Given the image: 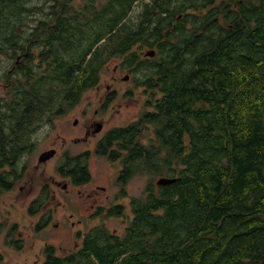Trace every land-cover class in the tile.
<instances>
[{
  "label": "trees",
  "instance_id": "obj_1",
  "mask_svg": "<svg viewBox=\"0 0 264 264\" xmlns=\"http://www.w3.org/2000/svg\"><path fill=\"white\" fill-rule=\"evenodd\" d=\"M136 2L98 0L94 11L88 8L96 17V43L110 36L87 63L86 54L81 55L78 72L67 66L68 61L65 67L46 72L37 83H30L32 74L23 72L17 87V129L34 125L59 97L83 95L94 87L110 61L136 64L140 56L130 53L135 44L153 45L165 39L160 47L164 56L152 73L158 76L162 92L154 111L126 128L108 132L98 151L121 161L124 176L181 180L162 187L148 185L144 200H134L133 218L122 236L96 228L85 246L70 254H57L49 245L40 264H261L264 8L245 16L239 36L203 39L191 47L186 15L177 20L185 13L184 0L173 7L164 1L147 3L133 21L130 16ZM5 3L0 0V9L10 7ZM2 10L0 33L11 29ZM13 47L0 43L6 53L14 54ZM150 129L154 134L143 144ZM16 149L20 158L24 154L21 141ZM3 152L2 148L0 169ZM13 235L12 231L8 244L20 249L22 241H12Z\"/></svg>",
  "mask_w": 264,
  "mask_h": 264
},
{
  "label": "flooded vegetation",
  "instance_id": "obj_2",
  "mask_svg": "<svg viewBox=\"0 0 264 264\" xmlns=\"http://www.w3.org/2000/svg\"><path fill=\"white\" fill-rule=\"evenodd\" d=\"M3 1L8 2L10 7L0 10L7 14L6 20L10 22V28L15 32L11 29L10 31L1 32L0 37L4 40H0V43L6 48L14 46L13 48L16 51L14 52L15 57L10 58L9 64L2 65L0 63V69L2 68L5 71L1 75L0 85L10 94L8 97L11 98L9 108L8 106L0 107V153L1 149H4L2 156L3 167L0 169V198L11 195L20 188L19 190L28 194V197H35L30 206V212L40 215L39 211L41 209L44 213L48 212L51 206L50 201L56 198V191L54 190L50 193V188L47 184L39 189L33 178L27 179L28 167H31V164L23 163L24 155L18 158L16 153L17 144L19 141L22 142L24 153L30 151L35 145L33 137L38 134L40 126L44 123H51L54 118L63 116L71 109L78 107L82 95L77 92L74 95L59 97L49 107L45 118L37 125L35 124L37 127H33L31 123L29 127L19 132L17 129L19 126L17 121L18 80L23 77V72H30L33 77L30 83H37L46 75V72L65 67L67 61V66L78 72L81 67V55L86 54L85 63H87L96 49L106 42L110 34L103 36L101 41L96 43V17L92 13H88L87 10L88 8H93L92 10L94 11L98 0H82V2L81 0H42L43 3L41 5L34 4L35 0ZM157 1L167 2L172 7L178 2V0H137L136 5L143 2L155 4ZM184 2L186 4L185 13L179 14L177 20L181 21L184 14L186 15L185 27L191 47H194L197 41H203V39L220 40L226 36L228 38L232 35L239 36L241 24L246 21L245 16L251 12H258L259 7L261 9L264 8V0H184ZM18 3L21 7L20 10H18ZM19 11L21 13L20 16L17 15ZM83 13L84 15H82ZM251 21L256 23L255 19ZM28 25V33L25 34L24 29ZM175 27H180L179 23ZM173 28L172 26L171 30ZM106 32L107 27L101 30L103 35ZM88 34H90V37H88ZM164 42L165 39L155 41L153 45L146 42L145 44L137 43L130 51V53L136 54L143 53V57L133 65L134 67L141 69L145 64H151V68L154 67V70L150 67L148 68V79H145V84H143L145 87L148 86L147 92L153 89L154 94H157V91L159 92L160 82L153 78L154 75L152 73L159 63L160 47ZM23 45H25V50L22 49ZM150 50L155 51L154 56L146 55ZM4 53L6 51L3 48L0 49V61ZM190 55L193 57V53H190ZM113 72L117 75L116 77L114 76V80L118 78L119 74L125 72V76H129V79L123 80V82L130 83L133 71L131 72V70L117 65L114 67ZM100 82L101 79L92 88L100 89ZM112 88H114L113 85L106 86V93L99 101V109L95 111L96 118L101 116L100 121L95 119L85 124L78 137H62L58 134L54 139V146L42 150L37 157L38 164L34 165L35 168L40 169L41 165L47 166L58 159L57 173L50 177V182L53 186L60 187L61 191L65 192L64 199L67 197V202H60V206L66 208L63 215L66 216L67 220L73 217L74 214L80 213V211H84L85 214L90 212L88 215L90 217L99 216L103 213L115 214L114 216H122L125 213L133 215L134 200H144L145 198L144 190L140 196L130 195L127 187L132 179L138 175L124 176L122 169L117 172L114 179V183L116 182L117 187L120 188L115 198L104 197V194L108 191L107 187L90 186L94 178L89 170L91 161L96 164L99 161L98 159L104 158L112 162V164L121 162L111 160L110 154L101 155L98 151L99 142L113 129L126 128L133 124L132 122L126 127H115L105 132L103 137L98 139L94 150H81L79 148L82 144H87V142H90L104 131L106 123L103 116L113 108L112 104L117 98L116 92ZM157 100L155 95V98L149 99L148 102L151 103ZM128 107V104H119L118 113L121 114ZM115 109L116 107L113 108V111ZM50 110L51 112H48ZM8 113H10L9 116ZM8 120L10 125L7 123ZM139 120L140 118L136 122ZM78 122L77 119L74 123L77 124ZM99 126L101 129L98 131ZM50 151H54V154L41 162V156ZM124 154L126 153L124 152ZM21 182H24V185ZM75 191L78 194V201H83L77 208L69 207L70 196L74 195ZM37 194L39 195L37 196ZM126 199H129L128 204L123 203ZM58 209L60 207L55 210ZM82 222V220H79L80 224ZM65 224L68 225V221ZM75 226L76 223L74 222L70 224V227ZM95 229L86 233L78 231L74 236V248L70 250V253L83 248L89 235Z\"/></svg>",
  "mask_w": 264,
  "mask_h": 264
},
{
  "label": "rangeland",
  "instance_id": "obj_3",
  "mask_svg": "<svg viewBox=\"0 0 264 264\" xmlns=\"http://www.w3.org/2000/svg\"><path fill=\"white\" fill-rule=\"evenodd\" d=\"M33 3L41 5L43 2L42 0H35ZM145 3L149 2H143L136 5L134 12L130 16L131 20H137L143 11ZM177 23L178 22H175L174 24L176 25ZM28 27L29 25L26 27L27 29H24L25 34L28 33ZM138 55L140 58L143 57V53H139ZM161 56H164V54H160L158 59ZM14 57V54L4 53L0 63L2 65H7L10 63V58ZM124 62L125 61L122 59L110 61L102 71L100 89H88L82 95L78 107L71 109L63 116L54 118L51 123H44L40 126L38 134L34 135L33 143L35 145L30 151L23 154L24 157L22 160L23 163L27 162L31 164V167H28L26 175L27 179L33 178L39 189L47 184L50 188V193L54 190L56 191V198L50 201L51 206L48 209V212L44 213L41 209L39 211L40 215L32 214L30 212V206L35 197H28V194L19 190L20 188L15 193L0 198V254L3 256V260L2 258L0 259V264H40L46 258L45 250L49 245L56 248L57 254L67 255L70 253V250L74 248V236L78 231L86 233L94 228H103L109 233L120 236L126 231L133 218V215L130 213H125L122 216L103 213L99 216L90 217L88 216L90 212L85 214L84 211H80V213L74 214L73 217L67 220L66 216L63 215L66 208L60 206V202H67V197L64 199L65 192L61 191L60 187L53 186L50 182V177L57 173L58 159L54 160L47 166L41 165L40 169L34 167L35 164H38V154L45 148L53 147L54 139L58 134L62 137H78L80 136L79 132L85 124L92 122L95 119L100 121L101 116L96 118L95 111L99 109V101L106 93L105 88L107 85L114 86L112 90L116 92L117 98L112 106L113 108L116 107V109L114 111L113 108L110 109L106 115L103 116L106 123L104 131L90 142H87V144H82L79 147L81 150H94L98 143V139L103 137L105 132H108L115 127H126L130 123L136 122L145 114L154 111L153 105L156 101L151 103L148 101L149 99L155 98V95L156 100L162 97L161 87H158L159 92L157 91V94H154L153 89L147 92L148 86L145 87L143 85L145 84L144 80L148 79V68L151 67V64H145L139 69ZM117 65L129 69L131 72L133 71L130 83L123 82L125 72L119 74L118 78L114 80V76L116 77L117 75L113 72V69ZM4 72L5 71L1 68L0 80L2 79L1 75L4 74ZM153 78L158 81V76L154 75ZM20 83H22V81L18 80L17 87ZM8 96H10V94H8L3 86L0 85L1 108L3 106H8L7 102L11 100ZM122 103L128 104L129 107L119 114L118 106ZM45 116L42 118L44 119ZM42 118L37 120L35 124L37 125L40 123L43 120ZM77 119L79 122L75 124L74 122ZM7 123L10 125L9 120ZM35 124L33 127H37ZM148 133V137L142 139L143 144H145L146 141L148 142L149 138L153 136V129H150ZM98 160L99 161L96 164L91 161V164L89 165V170L94 177L90 186L95 187L98 185L107 187L108 191L104 194V197L110 196L113 199L120 191L116 182L114 183L116 174L120 170V163L112 164V162L104 158ZM157 181L158 178H154L150 175H138L136 178L132 179L127 189L130 191L131 196H140L143 190L146 192L148 185H157ZM21 184L24 185V182H21ZM38 195L39 194H37V196ZM128 200L129 199L124 200L123 203L128 204ZM69 201V207L73 206L75 208L83 202L82 200L78 201L77 191L74 192V195L70 196ZM58 207H60V209L55 210ZM79 220L83 221L82 224L79 223ZM67 221L68 225L65 224ZM73 222L76 223V226L70 227V224ZM56 225H58V227H56ZM12 231L14 232L12 241H22L20 249H18L16 245L8 244V237Z\"/></svg>",
  "mask_w": 264,
  "mask_h": 264
},
{
  "label": "water",
  "instance_id": "obj_4",
  "mask_svg": "<svg viewBox=\"0 0 264 264\" xmlns=\"http://www.w3.org/2000/svg\"><path fill=\"white\" fill-rule=\"evenodd\" d=\"M147 56H154L155 55V51L154 50H150L146 53ZM129 79V76H125L123 78V80H127ZM101 129V127H98V131ZM52 154H54V151H50V152H46L45 154H43L41 156L40 161H45L46 159H48ZM181 178H172V177H161L158 179V181L156 182L158 187H162V186H168V185H172L174 183H177L178 181H180ZM264 264V261L261 263Z\"/></svg>",
  "mask_w": 264,
  "mask_h": 264
}]
</instances>
